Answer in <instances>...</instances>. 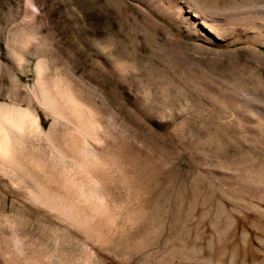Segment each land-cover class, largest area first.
<instances>
[{
    "label": "rangeland",
    "instance_id": "374dc122",
    "mask_svg": "<svg viewBox=\"0 0 264 264\" xmlns=\"http://www.w3.org/2000/svg\"><path fill=\"white\" fill-rule=\"evenodd\" d=\"M34 3L0 0V105L56 124L69 148L29 139L47 157L108 162L112 184L87 189L130 221L96 250L7 177L0 220L58 242L52 264H264V0ZM42 75L92 114L89 144L35 98Z\"/></svg>",
    "mask_w": 264,
    "mask_h": 264
},
{
    "label": "bare ground",
    "instance_id": "6f19581e",
    "mask_svg": "<svg viewBox=\"0 0 264 264\" xmlns=\"http://www.w3.org/2000/svg\"><path fill=\"white\" fill-rule=\"evenodd\" d=\"M26 3L35 7L34 0H26ZM259 38L257 33L254 36L256 45L260 44ZM64 79L42 75L34 96L56 121L75 126L76 134L73 135L78 138L75 140L89 144L94 137L91 131L94 133L98 126L95 127L92 114L84 112V104L75 98ZM54 125L44 131L39 120L28 110L0 105V180L7 177L14 188L22 187L25 201L46 209L64 225L74 226L96 250L110 246L120 232L126 231L130 218L125 217L124 223H120L117 205L112 200L100 198L95 190L87 189L88 186L94 189L112 184L113 175L106 171L109 163L97 157L88 160L80 152L78 155L75 151L71 153L73 150L60 151V159L72 161L73 164L68 165L54 156L47 157L29 144V139L35 135L69 148L66 138L58 141ZM3 227L8 230V235L2 233ZM58 247L57 242L56 248L50 250L42 241L25 235L9 216L0 220V264H52ZM87 253L88 257H97L96 251L89 247Z\"/></svg>",
    "mask_w": 264,
    "mask_h": 264
}]
</instances>
